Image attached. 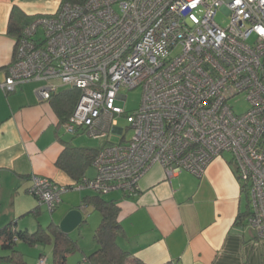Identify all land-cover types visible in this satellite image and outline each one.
<instances>
[{
  "label": "built area",
  "instance_id": "2783aa9c",
  "mask_svg": "<svg viewBox=\"0 0 264 264\" xmlns=\"http://www.w3.org/2000/svg\"><path fill=\"white\" fill-rule=\"evenodd\" d=\"M26 81L46 83L37 91L43 100L58 88L78 92L68 132L121 136L97 153L93 179L59 186L32 177L38 207L52 212L67 191L130 196L153 165L167 178L200 176L229 152L248 198L247 224L264 238V0L63 3L23 26L0 89ZM135 89L141 102L129 114L121 93ZM240 95L250 106L236 115L229 102ZM116 117L132 130L129 140Z\"/></svg>",
  "mask_w": 264,
  "mask_h": 264
},
{
  "label": "crops",
  "instance_id": "0c3cea01",
  "mask_svg": "<svg viewBox=\"0 0 264 264\" xmlns=\"http://www.w3.org/2000/svg\"><path fill=\"white\" fill-rule=\"evenodd\" d=\"M62 4L63 0H0V84L7 78L16 51L9 24L21 26L34 17L53 15ZM45 85L26 81L16 84L10 93L0 89V186L16 197L21 191L28 193L32 177L59 186L77 183L56 166L65 146L73 143L61 137L59 129L64 123L49 100L37 94ZM65 90L58 88L55 93ZM100 140L99 146H73L101 150L111 144L102 141L106 138ZM90 167L92 164L83 179L96 176L89 175ZM93 195L97 194L88 190L63 193L58 217H51L49 223L58 225L72 209H93L84 204V198ZM102 197L119 209L117 220L124 231L119 246L144 264H264V238L247 224L246 193L232 160L223 156L214 159L200 176L182 172L167 178L161 166L153 165L132 195L114 192ZM37 206L34 201L26 208L13 207L12 217L6 215L8 219L0 220V225L19 218L14 223L17 229L35 231L43 224L36 218V224L30 223L35 227L30 228L24 217H37ZM85 215L84 211V221Z\"/></svg>",
  "mask_w": 264,
  "mask_h": 264
},
{
  "label": "trees",
  "instance_id": "16d2710c",
  "mask_svg": "<svg viewBox=\"0 0 264 264\" xmlns=\"http://www.w3.org/2000/svg\"><path fill=\"white\" fill-rule=\"evenodd\" d=\"M66 2L83 4L85 0H63V3ZM23 25L12 26L9 24V34L18 40ZM78 96L76 90L68 89L54 93L48 99L61 123L68 120L77 103ZM99 150L98 148L67 144L58 158L56 166L73 181L81 183L84 178V171L92 164ZM84 200L86 206L92 205L93 209L100 214L99 225L93 234L96 249L91 254L85 255L77 242L69 235L63 234L54 222H50L45 227L39 226L33 232L17 229L15 224L10 222L0 226V247L8 252V255L0 256V264H24L22 253L15 249L18 242L28 244L31 247L50 245L52 264H66L68 257L74 254L82 256V261L79 264H144L119 246V240L124 237V231L117 220L119 212L117 204L105 200L100 195L88 196ZM37 210L38 206L35 212ZM248 215L249 212L247 211L245 216Z\"/></svg>",
  "mask_w": 264,
  "mask_h": 264
},
{
  "label": "rangeland",
  "instance_id": "374dc122",
  "mask_svg": "<svg viewBox=\"0 0 264 264\" xmlns=\"http://www.w3.org/2000/svg\"><path fill=\"white\" fill-rule=\"evenodd\" d=\"M122 95L126 96V102L125 103H119V105L123 108H125L126 112L129 114H132L134 111H136L140 105L141 102V90L135 89L131 91H125L121 93ZM229 105L232 107L233 112L236 115H242L244 114L248 108L249 103L244 99L243 96H236L234 99H232L229 102ZM117 121V127L120 129L125 130V139L129 140L132 137V130L129 129V126L127 125L126 121L122 117H116ZM60 135L64 140H67L69 142H72L73 145H88V146H99L101 144L99 137H91L88 136L82 129L76 131V132H68L65 128V125L60 127L59 129ZM120 135L116 132H110L106 138V141L111 144H117L120 142ZM223 158L227 161H231L232 157L229 152H224L222 154ZM89 175L94 176L96 174V170L94 167L89 168ZM247 196V195H246ZM25 198V199H24ZM246 202V198H243V202ZM248 199V198H247ZM34 200L32 198V195L27 193L25 194L23 191L19 193V196L16 197L15 194H12V192L7 189L0 186V220H6L8 217H12L11 212L12 208L15 207H27L28 205L34 203ZM37 203V202H36ZM60 204L52 211L49 212L48 209L45 206L39 207V214L37 217H34L32 214H28V216L24 217L25 223L28 224L30 228L35 227L34 225H30V223L36 224L39 220L43 226H47L49 221L51 220V217L57 218L58 213L61 210ZM18 210L16 211V214L18 213ZM85 211V222L80 226L79 228L75 229L72 233H70V237L75 240L80 247V249L84 252L85 255L91 254L95 249L96 246H94L93 241V234L97 226L100 222V215L97 211L93 210L91 207H85L83 212ZM6 215L8 217H6ZM10 215V216H9ZM38 220H37V219ZM18 219H12L13 224L15 221H18ZM22 220V219H20ZM1 226V225H0ZM29 232H33L34 229H29ZM15 249L22 253L24 258V264H39L38 261L40 257H44L46 259V264H52L51 259V246L44 244L40 246H34L31 247L28 244L18 242L16 244ZM85 249V250H84ZM8 255V252L6 250H3L2 247H0V256H6ZM82 261V256L80 254H74L68 257L66 264H79Z\"/></svg>",
  "mask_w": 264,
  "mask_h": 264
},
{
  "label": "water",
  "instance_id": "95a60500",
  "mask_svg": "<svg viewBox=\"0 0 264 264\" xmlns=\"http://www.w3.org/2000/svg\"><path fill=\"white\" fill-rule=\"evenodd\" d=\"M83 213L80 209H72L66 213L63 219L59 222V230L66 235H70L75 229L83 224Z\"/></svg>",
  "mask_w": 264,
  "mask_h": 264
}]
</instances>
